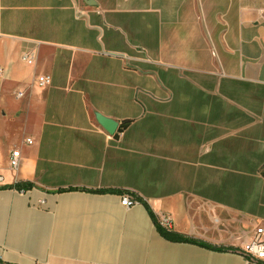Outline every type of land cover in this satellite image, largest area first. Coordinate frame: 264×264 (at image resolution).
I'll return each instance as SVG.
<instances>
[{
    "label": "crops",
    "instance_id": "obj_1",
    "mask_svg": "<svg viewBox=\"0 0 264 264\" xmlns=\"http://www.w3.org/2000/svg\"><path fill=\"white\" fill-rule=\"evenodd\" d=\"M0 69L1 264H247L264 228V0H0ZM146 206L222 250L163 237Z\"/></svg>",
    "mask_w": 264,
    "mask_h": 264
},
{
    "label": "built area",
    "instance_id": "obj_2",
    "mask_svg": "<svg viewBox=\"0 0 264 264\" xmlns=\"http://www.w3.org/2000/svg\"><path fill=\"white\" fill-rule=\"evenodd\" d=\"M37 56L36 47L26 48L22 50L21 60L27 64H34ZM1 71V69H0ZM49 82V76L38 74L33 76L30 83L43 86ZM21 95V91H17V96ZM33 139L29 136H22L20 144H31ZM20 146L13 147L7 157V168L15 170L20 164ZM3 185V175L0 172V186ZM19 192H24L23 187H14ZM138 202L133 192H125L121 195L120 204L129 207ZM161 224L168 228V221L162 220ZM240 253L245 257L247 264H264V228L256 226L253 234L246 240L239 249Z\"/></svg>",
    "mask_w": 264,
    "mask_h": 264
},
{
    "label": "trees",
    "instance_id": "obj_3",
    "mask_svg": "<svg viewBox=\"0 0 264 264\" xmlns=\"http://www.w3.org/2000/svg\"><path fill=\"white\" fill-rule=\"evenodd\" d=\"M15 187H23V188H29L30 187V184L27 183V184H22L21 186L20 185H16ZM146 209H147V212L156 228V230L159 232V234H161L163 237L165 238H168V239H171V240H179V241H187V242H192V243H195V244H198V245H201V246H204L206 248H210V249H214V250H222V248H219V247H215V246H212V245H209L207 243H204L202 241H197V240H194V239H190L182 234H178V233H173V236H171L168 231L163 228L158 220L156 219L155 215L153 214V212L151 211V209L146 206Z\"/></svg>",
    "mask_w": 264,
    "mask_h": 264
},
{
    "label": "water",
    "instance_id": "obj_4",
    "mask_svg": "<svg viewBox=\"0 0 264 264\" xmlns=\"http://www.w3.org/2000/svg\"><path fill=\"white\" fill-rule=\"evenodd\" d=\"M96 119L109 132L113 131L116 128L117 123L111 119H108L101 115H96Z\"/></svg>",
    "mask_w": 264,
    "mask_h": 264
},
{
    "label": "rangeland",
    "instance_id": "obj_5",
    "mask_svg": "<svg viewBox=\"0 0 264 264\" xmlns=\"http://www.w3.org/2000/svg\"><path fill=\"white\" fill-rule=\"evenodd\" d=\"M1 264V263H0Z\"/></svg>",
    "mask_w": 264,
    "mask_h": 264
}]
</instances>
